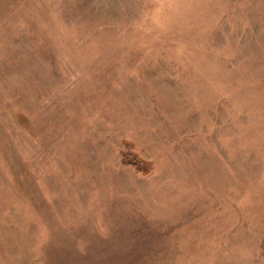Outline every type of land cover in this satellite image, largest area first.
<instances>
[{"label": "rangeland", "instance_id": "rangeland-1", "mask_svg": "<svg viewBox=\"0 0 264 264\" xmlns=\"http://www.w3.org/2000/svg\"><path fill=\"white\" fill-rule=\"evenodd\" d=\"M0 264H264V0H0Z\"/></svg>", "mask_w": 264, "mask_h": 264}, {"label": "trees", "instance_id": "trees-1", "mask_svg": "<svg viewBox=\"0 0 264 264\" xmlns=\"http://www.w3.org/2000/svg\"><path fill=\"white\" fill-rule=\"evenodd\" d=\"M125 158H127L126 155H125ZM124 161H125V162H132V163H134V165H137V167H138L139 169H141L140 165H139L136 161H132V160H130V159H128V158L125 159Z\"/></svg>", "mask_w": 264, "mask_h": 264}]
</instances>
